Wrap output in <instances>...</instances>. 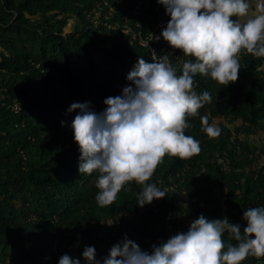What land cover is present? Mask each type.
I'll return each instance as SVG.
<instances>
[{"label": "trees", "instance_id": "1", "mask_svg": "<svg viewBox=\"0 0 264 264\" xmlns=\"http://www.w3.org/2000/svg\"><path fill=\"white\" fill-rule=\"evenodd\" d=\"M157 4L0 0V264H58L64 254L84 264L86 246L102 262L125 236L151 252L201 215L227 217L243 230V211L264 206V165L256 167L264 151L257 157L240 140L244 132L264 135V57L251 54L241 53L238 80L228 86L193 78L194 91L211 94L196 116L186 118L185 135L199 141L200 152L163 158L148 183L166 190L164 199L141 208V187L132 181L100 207L96 174L79 173L81 153L71 129L78 112L69 113L70 106L88 102L103 111L104 100L130 84L127 75L140 57L153 62L141 41L150 40L158 58L169 54L178 74L190 59L181 50L167 52L161 31L170 17L162 8L158 27ZM201 116L220 123L218 136L203 131ZM225 122L231 131H224ZM127 212L137 220L121 217ZM222 239L236 243L228 234ZM243 264H264V257L249 256Z\"/></svg>", "mask_w": 264, "mask_h": 264}, {"label": "clouds", "instance_id": "2", "mask_svg": "<svg viewBox=\"0 0 264 264\" xmlns=\"http://www.w3.org/2000/svg\"><path fill=\"white\" fill-rule=\"evenodd\" d=\"M170 17L161 37L185 60L178 74L169 54L148 63L140 57L128 73L130 84L122 95L104 100L105 109L92 110L90 103H73L69 113L73 139L80 149L78 171L96 174L98 206L112 204L118 193L135 181L141 187L137 205L143 208L166 197L156 183H148L167 155L187 159L200 152L199 141L185 135L194 117L211 100L208 91L193 90L197 74L222 85L238 80L241 53L264 57V0H157ZM203 131L218 136L220 129L208 124ZM64 126V122H62ZM246 226L227 217L209 220L199 216L186 232H179L142 250L125 236L113 245L102 262L93 246L82 252L84 264H243L249 257H264V206L243 211ZM228 234L236 243H226ZM58 264H81L64 254Z\"/></svg>", "mask_w": 264, "mask_h": 264}, {"label": "built area", "instance_id": "3", "mask_svg": "<svg viewBox=\"0 0 264 264\" xmlns=\"http://www.w3.org/2000/svg\"><path fill=\"white\" fill-rule=\"evenodd\" d=\"M254 1H255V0H254ZM142 5H143V3L140 1L139 4H138V6H137V9H139ZM162 8H164L162 5L157 4L156 10H157V13H158V15H159L158 17H159V19H160V20H159L160 23H159L158 27L161 25V23L163 22V20H164V18H165L164 13L161 12ZM153 38H154V36H152L151 39H153ZM154 40H157V38H155ZM140 44H141L143 47L148 48V50H149V52H150V54H151V56H152V51L155 50V48L152 46L150 40H149V41H141ZM166 47H167V52H168V53H170V54H176V49L171 48V47L169 46L168 43H167V46H166ZM155 52H156V50H155ZM156 54H157V53H156ZM157 59H159V58H158V55H157ZM117 88H122V87H120V86L118 85ZM119 95H122V93H118V94H117V96H119ZM21 107H22V104H21V103L16 104V105L13 106V108H12V109H13V112H15L16 114L19 113V112L21 111ZM144 211H145V209H142V210H141V213H143ZM121 217L125 218L127 221H132V222H134L135 220H137V219H136V216H135L133 213H130V212L124 213L123 215H121ZM116 224L118 225V224H120V222L118 221V222H116ZM59 239H60V237H57V240H59ZM54 252L57 253L56 245H55V247H54Z\"/></svg>", "mask_w": 264, "mask_h": 264}, {"label": "rangeland", "instance_id": "4", "mask_svg": "<svg viewBox=\"0 0 264 264\" xmlns=\"http://www.w3.org/2000/svg\"><path fill=\"white\" fill-rule=\"evenodd\" d=\"M70 30H71V27L69 26V28L66 30V32H70ZM219 122H221V121H219ZM219 124L220 123H218L216 125V127ZM224 126H225L224 131H226L228 129L231 131L233 129V126L227 124L226 122L224 123ZM241 136L242 137L240 140L249 143L252 146L253 150L256 151L257 157H259L262 154L261 151H264V135L263 134H248V133L244 132L241 134ZM262 165H264V156H260V160L258 161V164H256V167H260Z\"/></svg>", "mask_w": 264, "mask_h": 264}, {"label": "crops", "instance_id": "5", "mask_svg": "<svg viewBox=\"0 0 264 264\" xmlns=\"http://www.w3.org/2000/svg\"><path fill=\"white\" fill-rule=\"evenodd\" d=\"M250 12L255 13V1L250 0Z\"/></svg>", "mask_w": 264, "mask_h": 264}]
</instances>
